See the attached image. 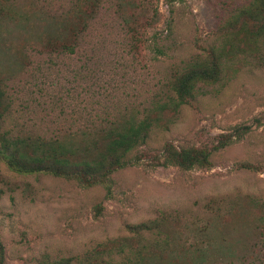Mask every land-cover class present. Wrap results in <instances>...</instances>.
<instances>
[{
  "label": "rangeland",
  "instance_id": "1",
  "mask_svg": "<svg viewBox=\"0 0 264 264\" xmlns=\"http://www.w3.org/2000/svg\"><path fill=\"white\" fill-rule=\"evenodd\" d=\"M0 1V83L11 101L4 128L67 134L123 113L153 122L127 165L91 187L20 175L0 160L2 264L64 261L98 243L130 248L139 264H264V34L242 9L249 0ZM231 18L246 21L240 49L212 56ZM61 44L73 51L59 52ZM205 64L219 66L216 81L194 83L175 112L153 111L176 97L178 73ZM66 138L79 159L92 139ZM166 146L200 149L208 165L163 166ZM161 216L154 231L167 247L133 233Z\"/></svg>",
  "mask_w": 264,
  "mask_h": 264
},
{
  "label": "trees",
  "instance_id": "2",
  "mask_svg": "<svg viewBox=\"0 0 264 264\" xmlns=\"http://www.w3.org/2000/svg\"><path fill=\"white\" fill-rule=\"evenodd\" d=\"M88 0H78L84 5ZM1 2V1H0ZM100 2V0H99ZM250 17L253 24H256V31L264 34V0H249L248 3L242 6V9H249ZM256 8V9H254ZM241 9V8H240ZM239 10L235 13L237 14ZM242 11V10H241ZM94 10H90V13ZM258 13V15L256 14ZM91 13V14H92ZM82 17L88 18L90 15L84 11L80 13ZM234 14V13H233ZM235 14V15H236ZM260 14V15H259ZM233 15V16H235ZM249 17V18H250ZM232 21L223 23L219 35L220 45L211 46V54L216 53L220 48H231L237 51L239 35H246L245 22H240L238 19L231 18ZM234 22V25H230ZM254 33V32H253ZM245 39V37L243 38ZM250 39V37L246 38ZM253 39V38H252ZM252 41V40H251ZM240 49V48H239ZM72 52V45H60V51ZM232 55L234 53H231ZM219 66L209 64L202 68H189L178 73L174 78L172 87L169 89L176 97L166 95V100L160 105L153 106V111L168 108L172 105L174 112L183 104L185 98L189 97L192 91L193 84L196 82L210 83L217 80ZM182 76V78L180 77ZM5 86L0 83V128L3 127V116L9 109V95L5 92ZM174 98V99H173ZM158 103V102H157ZM86 124L76 128L74 132H52L51 135L40 134L35 131V128H16L0 129V160L4 162L6 167L20 175H29L32 173H42L54 177H60L67 180H73L80 187H91L101 183L113 171L123 168L127 165V160L124 157L131 149L144 144L147 134L152 126V123L146 113L141 117L126 113L117 116L95 117L93 120L88 119ZM68 136L81 137L85 141L87 137L92 139L82 148V158H75L78 150L68 145L70 143ZM229 141L225 138L222 141L216 142L214 147H224ZM95 151V154L92 155ZM165 156L161 163L163 166H175L182 170H190L193 168H201L208 165V154L200 149L181 148L179 150L172 149L166 146L163 149ZM211 203L213 207L214 202ZM222 207L228 206V201L221 202ZM210 207V208H211ZM219 209L218 207L215 208ZM214 215V213H213ZM164 216L156 218L152 221L139 223L134 226L133 233L137 235L145 234V242L149 246L160 247L159 242H162L163 247H167V242L161 233L154 231L163 222ZM212 215L207 217L206 224L212 221ZM189 223V221H187ZM197 228V227H196ZM206 225L197 229L205 230ZM188 228L186 227V230ZM189 230V229H188ZM1 249V246H0ZM137 254L133 250L126 249L122 246L113 249L103 248L101 243L92 249H88L80 255L63 260H50L46 264H139L136 260ZM0 264H2L0 250Z\"/></svg>",
  "mask_w": 264,
  "mask_h": 264
}]
</instances>
